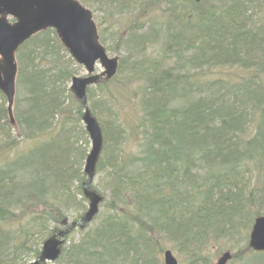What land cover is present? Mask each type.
<instances>
[{
	"label": "trees",
	"instance_id": "obj_1",
	"mask_svg": "<svg viewBox=\"0 0 264 264\" xmlns=\"http://www.w3.org/2000/svg\"><path fill=\"white\" fill-rule=\"evenodd\" d=\"M159 1L165 18L145 19L147 6ZM96 3L130 17L123 46L128 55L154 51L151 60H142L147 67L134 63L131 69L140 71L144 85L136 127L140 152L128 162L114 159L120 131L100 120L90 103L110 169L104 177L109 195L54 263L163 264L166 244L181 264H210L205 253L218 243L236 249L233 259L252 253L248 231L264 216V16L255 19L253 10L264 0ZM99 36L103 40L101 31ZM15 61L14 126L0 93V264L36 258L42 242L63 229L70 209L77 212L73 221L85 212L80 166L86 151L80 150L76 166L71 157L75 141L87 136L77 127L82 107L68 89L79 68H69L72 59L51 29L24 42ZM225 67L250 74L199 77ZM112 80L88 88L87 101L97 91L104 103ZM64 99L70 102L64 105ZM45 133L46 140L36 142ZM101 165L99 158L95 172ZM254 255L264 263L258 261L264 253Z\"/></svg>",
	"mask_w": 264,
	"mask_h": 264
},
{
	"label": "water",
	"instance_id": "obj_2",
	"mask_svg": "<svg viewBox=\"0 0 264 264\" xmlns=\"http://www.w3.org/2000/svg\"><path fill=\"white\" fill-rule=\"evenodd\" d=\"M46 29L54 30L61 45L86 71L83 77L71 78L69 89L83 108L81 121L90 142L83 166L86 180L82 183L88 208L81 218L44 240L39 255L27 264L55 261L68 233L74 228L83 229L98 211L101 197L91 191L89 185L101 152L102 135L87 107L86 89L100 79L106 82L113 78L118 66V58L108 57L99 42L91 11L77 0H0V93L5 97L11 126L15 125L12 111L17 73L15 53L25 41ZM96 63L102 71L92 75ZM248 247L254 251H264V217L255 219L249 233ZM230 258L229 252H224L215 264H225ZM163 260L164 264H177L169 251L164 252Z\"/></svg>",
	"mask_w": 264,
	"mask_h": 264
},
{
	"label": "rangeland",
	"instance_id": "obj_3",
	"mask_svg": "<svg viewBox=\"0 0 264 264\" xmlns=\"http://www.w3.org/2000/svg\"><path fill=\"white\" fill-rule=\"evenodd\" d=\"M80 2L89 10H91L94 21L97 25L98 33H100V31L102 32L103 40L102 38H100V41L101 44L104 46L107 55L109 57L116 56L118 58V62L124 59L123 64L119 66L118 68L119 70L117 69V73L112 78L113 80L111 79L112 82L107 86V88H105V91H107V96H105L106 98H104L105 102L101 103V101H99L98 98L99 94L96 91L93 100L91 102L87 101V104L88 107H90V103L91 104L93 103L95 108V109L93 108L94 112L98 113L100 120L106 123H112L113 126L116 125V128L120 131L119 135L121 136V139L113 149L114 151L113 157L116 160L121 158L128 162L132 159V157L138 156L140 152V140H139L140 130L136 127L139 123V117H140V113H139L140 96L142 95L141 92L144 88L143 79H142L143 76L142 74H140V71L139 73H134L131 69L134 63H136L138 67L139 65L144 68L147 67L148 64H145L142 60L144 58L150 59L148 55L152 56V54H154V51H150L148 49L142 55L141 54L136 56L128 55V50L125 47H123L127 40L126 39L127 36H125L126 35L125 30L128 24L127 22L129 21L130 18L128 14H119L117 16H114L112 12L105 10L103 5L101 6L97 5L96 0H84ZM152 5L153 7L150 5L147 6V10L148 11L151 10L150 11L151 15H147L145 19L156 16V22L159 23L162 19L165 18V15L160 13L161 9L164 8V5L160 1L153 2ZM253 12L255 13L254 16L255 19H262V17L264 16V4H262L261 8H257V10H253ZM140 21L143 20L140 19ZM59 54L60 56H62L61 53ZM63 60H66V58L64 57ZM74 67L79 68L77 70V73L75 74L76 76L82 77L85 75L84 69L73 62L69 68L72 69ZM99 71H101V67L99 65H96L94 73H98ZM249 74L250 73L248 71L242 69H238L235 67H225V68H220L218 70L214 69L212 71L208 70L206 72H201L199 74V77H202L203 79L205 78L210 79L211 77L219 76L227 79H240V78H246ZM189 77H191L190 80H192L194 78V75ZM102 82H103L102 80L99 81V83ZM72 98H74L73 95ZM69 102H70L69 99H64V105H67ZM69 108L70 106H64V111H66V113L70 112ZM105 114H108L110 116L109 119L105 116ZM62 116L65 115L64 114L57 115V117H55L52 120L53 125L56 124L58 121L60 122L61 119L63 118ZM95 119L99 124V119L97 117H95ZM77 127H81L82 129H84L82 121H80L77 124ZM52 128L55 129L54 126ZM47 137L48 136L46 133L40 135L37 138L36 142L39 141L42 142L43 140H46ZM31 143H33V141L26 142V146H30ZM74 146H75L74 147L75 153L71 157L72 158L71 161L74 162V165L76 166L77 163H79V159L77 158L78 153H80L82 150H85L87 154V152L90 149V142L88 136L86 137V140L82 138L77 139L75 141ZM99 158H101L102 165L100 170L94 173L89 188L91 191H94L97 195L101 197V202H102V198H103L102 196L108 197L109 195L108 183L107 180L104 179V177L105 174L110 169L107 162V156L105 154H102V150ZM84 160L85 159H83L81 162V166H80L81 171H83ZM253 181L254 178L251 179V183L249 186H252ZM76 197L78 199L81 198L80 195H77ZM82 198H84L83 201V204L85 206L84 211H86V208H88V201L84 196ZM101 202L98 204L97 214L103 210V205ZM76 214L77 212H75L73 209H70L66 213V224L63 227V229L66 228L74 220ZM82 230L84 229H78V228L73 229L68 234L69 236L67 235L66 237V244L74 240L76 241L80 236V231ZM242 233L244 234V230H242ZM163 247H165V249H170L176 260L179 262V264H181L183 258H181L174 249L170 248L169 245L167 244L164 245ZM226 249H229L231 252H233V250H236V249H230L224 246V244L222 243H218L214 246V248L208 249L205 255L207 259L210 261V263H212L216 260V258H218L221 255V252ZM256 258L257 256H255L253 253H245L242 258L238 260L237 258H235L233 259L232 262L227 264H257ZM263 259L264 257L259 259L258 260L259 263L263 262ZM32 260L33 258L30 257L23 259L21 262L23 264H27ZM46 264H55V263L52 262Z\"/></svg>",
	"mask_w": 264,
	"mask_h": 264
},
{
	"label": "bare ground",
	"instance_id": "obj_4",
	"mask_svg": "<svg viewBox=\"0 0 264 264\" xmlns=\"http://www.w3.org/2000/svg\"><path fill=\"white\" fill-rule=\"evenodd\" d=\"M240 24L244 25V22L241 21ZM259 39L264 42V38L260 37ZM195 58H196V55L193 56V59H195ZM195 61L198 62V64H199V61L198 60H195ZM194 96L195 97H198V95H195V94H194ZM199 96H202V95H199ZM191 98H192V96H191ZM226 98L232 100V98L229 97V96H226Z\"/></svg>",
	"mask_w": 264,
	"mask_h": 264
}]
</instances>
